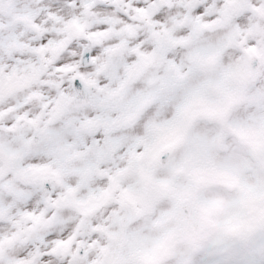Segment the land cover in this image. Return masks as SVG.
I'll return each mask as SVG.
<instances>
[{
    "label": "snow or ice",
    "instance_id": "snow-or-ice-1",
    "mask_svg": "<svg viewBox=\"0 0 264 264\" xmlns=\"http://www.w3.org/2000/svg\"><path fill=\"white\" fill-rule=\"evenodd\" d=\"M0 264H264V0H0Z\"/></svg>",
    "mask_w": 264,
    "mask_h": 264
}]
</instances>
